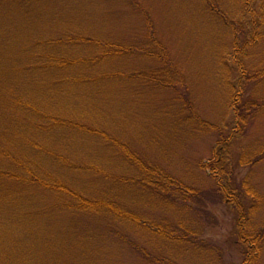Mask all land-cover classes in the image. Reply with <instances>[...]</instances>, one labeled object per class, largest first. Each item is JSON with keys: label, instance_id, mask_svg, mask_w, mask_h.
Masks as SVG:
<instances>
[{"label": "rangeland", "instance_id": "374dc122", "mask_svg": "<svg viewBox=\"0 0 264 264\" xmlns=\"http://www.w3.org/2000/svg\"><path fill=\"white\" fill-rule=\"evenodd\" d=\"M108 45L123 53L96 64L101 51L112 49ZM89 65L111 79L87 85L79 78L91 72ZM0 85V100L48 88L57 108L68 109L60 116L122 140L147 163L198 190L199 207L208 213L187 208L193 202L173 206L119 182L132 171L109 142L77 132L46 134L38 141L70 159L64 167L42 159L52 177L86 198L112 200L153 226L105 212L55 211L42 219L46 224L38 221L41 240L26 248L30 264L241 263L235 214L218 202V181L201 166L223 139L231 162L264 146V0H0ZM192 112L202 129L190 123ZM11 115L15 123L3 118L14 130L9 142L34 135L29 127H15L25 122L21 111ZM7 164L0 160V169ZM234 173L238 181L248 177L261 196L248 220V228L258 229L264 225V160ZM28 193L42 204L55 203L38 189ZM185 233L190 241L174 239ZM27 234L21 230L18 238ZM6 246L10 253L24 248ZM258 263L264 264V244Z\"/></svg>", "mask_w": 264, "mask_h": 264}, {"label": "trees", "instance_id": "16d2710c", "mask_svg": "<svg viewBox=\"0 0 264 264\" xmlns=\"http://www.w3.org/2000/svg\"><path fill=\"white\" fill-rule=\"evenodd\" d=\"M108 47L112 49L101 51L100 59L97 60L96 64L105 55L108 56L107 58H115L123 53V50L110 45ZM94 65L85 68L91 70V72L79 79H84L87 85L98 84L111 79L112 75H108L104 71L99 74ZM35 69L37 74L38 68L35 67ZM43 70L49 71V68L41 67L39 71L44 72ZM33 73L35 74V71ZM2 87L4 86L0 85V94L5 92L1 90ZM48 93L49 89L45 88L40 92H36V95L23 98L17 92L16 94L13 93L12 98L3 96L0 100V160L8 163L7 169H0V264H30L31 254L26 248L33 244L31 243L33 240H41L40 237L38 238L41 232L38 231L40 228L37 227V224L42 222L38 221H43L42 219L46 214L55 213V211L105 212L118 221L131 222L136 226L147 227L151 224L136 213L121 208L122 206L112 200L86 198L64 181L52 177L49 170L41 163V160L48 159L52 164L64 167V165L70 164V159L62 155L61 151L54 152L48 149L38 139L57 131L77 132L111 143L122 153L119 152L120 158L127 163L128 168L132 171V174L128 177L117 179L119 182L124 181L123 183L135 187L140 194L170 200L173 206L182 205L186 207V205L193 202L195 205H188L187 208L208 215L204 209L199 207L198 202H202L203 197L198 190L183 184L172 175L160 170L159 167L147 163L134 153L126 143L118 138L111 137L114 135H110L105 130L71 120L68 116H60V114H64L62 112H66L68 109L65 107H62L63 110L58 109L61 107L57 108L56 102L52 101L53 99ZM18 111L22 112L25 122L23 124L17 123L15 127H29L34 135L29 134L23 140L14 138L12 142H9L8 137L11 131L14 130H11L8 121L5 122V119H3L4 114H7L11 121L15 123L16 119L12 117L11 113ZM254 111H260V107L254 108ZM196 116L192 112L189 120L191 124H194V127L200 130L204 127V123ZM26 120H28V123ZM239 121H242L243 125L246 122L243 119ZM11 126H14V124ZM222 143L223 146L220 147V151L213 150L208 164H202L201 167L210 170L218 181L213 192L217 194L218 202H223L235 214L234 221L237 236L234 245H236L235 247L240 255V264H259L258 259L264 244V225L258 229H250V226L248 228V220L260 207L261 196L248 177H243L238 181L234 172L239 167L249 166L252 168L264 160V146L253 156L242 153L236 162H231L227 154L229 142L223 139ZM88 167L96 166L85 165L84 169L87 170ZM31 189H38L44 194L52 195L55 203L53 205L42 204V202L30 196L31 194L28 192ZM241 221L242 225H239ZM43 222L46 224V221ZM21 230L22 232L26 231L28 234L25 237L18 238L21 235ZM30 232L32 233L30 234ZM163 236L165 235L163 234ZM174 239L190 241L192 237L190 233H185ZM4 243L5 247L3 246ZM6 244L23 245L24 248H21L17 253H10Z\"/></svg>", "mask_w": 264, "mask_h": 264}]
</instances>
